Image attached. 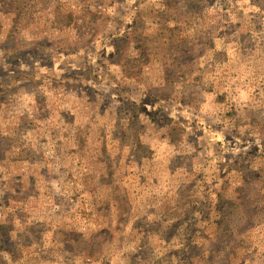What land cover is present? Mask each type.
<instances>
[{"label": "rangeland", "instance_id": "1", "mask_svg": "<svg viewBox=\"0 0 264 264\" xmlns=\"http://www.w3.org/2000/svg\"><path fill=\"white\" fill-rule=\"evenodd\" d=\"M0 264H264V0H0Z\"/></svg>", "mask_w": 264, "mask_h": 264}]
</instances>
